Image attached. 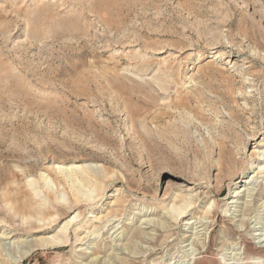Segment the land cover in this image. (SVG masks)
Masks as SVG:
<instances>
[{"label":"rangeland","instance_id":"1","mask_svg":"<svg viewBox=\"0 0 264 264\" xmlns=\"http://www.w3.org/2000/svg\"><path fill=\"white\" fill-rule=\"evenodd\" d=\"M262 152L264 0H0V264H264Z\"/></svg>","mask_w":264,"mask_h":264},{"label":"bare ground","instance_id":"2","mask_svg":"<svg viewBox=\"0 0 264 264\" xmlns=\"http://www.w3.org/2000/svg\"><path fill=\"white\" fill-rule=\"evenodd\" d=\"M257 156H258L257 158H258L259 162L260 161L263 162L261 164V166H260L261 169H263L264 168V152L258 153ZM62 170H63L62 173H63L64 179L67 180V182L68 181L71 182V188H72L73 195H74V198H73L74 202H82V201L93 202V201H95L97 199L99 194L96 191L99 188L97 189L96 185L99 184L100 182L97 179L96 173L91 174V173L86 172L85 169L82 170V169H78V168L77 169L73 168V169H70V170L64 168ZM43 178L45 180H47L49 178V176L45 175V176H43ZM100 188H102V187H100ZM98 191H101V189L98 190ZM248 196H249V192H248ZM233 199H234V197H233ZM184 202H189V201H184ZM188 205H190V204H188ZM185 206H186V203L184 205H182V206H179V207L174 206L173 208L178 211L177 215H181L185 211ZM49 209H50V206H48V205L47 206H45L43 204L35 205L33 203L31 204L30 202L29 203L27 202V203L19 204V206H17L16 204L14 205L15 212H17L19 214H22V217L25 218V219H28V220H29V218L34 216V214H40V216L41 215L42 216H47ZM45 218L46 217H43V219H45ZM53 219H54V217L49 215V217L47 218L46 222L52 221ZM72 222H73V219H70V220L66 221L63 224V226L61 227V232H62L61 234L57 235L56 237L54 236L51 239H46L45 240L46 242L45 241H42V242L40 241L39 244H37L36 246L44 245L46 243H50L52 245H55V244H59V243L68 242V240H69V228H70V225L72 224ZM44 225H46V223H44ZM30 226L31 227H38V226H40V223H37V222H33L32 223V222H30ZM263 237H264V235H263ZM262 241L264 242V240H262ZM0 246H2L1 243H0ZM262 246H263L262 249L257 251L258 254H261V253L264 254V244ZM26 250H28V248ZM28 254H30V253H27V251H26L24 254H22L21 257H25ZM247 262H249V261H247Z\"/></svg>","mask_w":264,"mask_h":264}]
</instances>
